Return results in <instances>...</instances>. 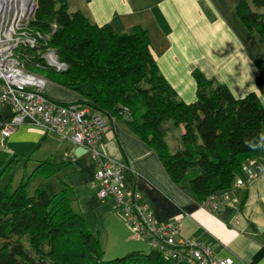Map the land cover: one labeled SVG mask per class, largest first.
<instances>
[{"label": "trees", "instance_id": "16d2710c", "mask_svg": "<svg viewBox=\"0 0 264 264\" xmlns=\"http://www.w3.org/2000/svg\"><path fill=\"white\" fill-rule=\"evenodd\" d=\"M69 2L38 0L27 28L36 46H20L16 52L24 67L79 94L81 100L73 104L126 121L155 151L171 181L200 203L229 192L236 178L243 177V166L264 153L259 99L264 60L257 62V93L237 100L227 87L194 72L197 101L187 105L160 75L145 30L137 27L119 36L110 26L93 25L81 12H70ZM236 13L248 31L264 39V0H241ZM46 51L55 52L66 70L50 67L43 57ZM166 123L184 127L174 154L166 141ZM18 163L0 148V264H170L151 248L148 254L106 261L99 237L72 206L71 188L64 186L53 197L42 188L29 194L32 180L49 179L58 167L41 162L15 190L11 182L1 189Z\"/></svg>", "mask_w": 264, "mask_h": 264}, {"label": "crops", "instance_id": "0c3cea01", "mask_svg": "<svg viewBox=\"0 0 264 264\" xmlns=\"http://www.w3.org/2000/svg\"><path fill=\"white\" fill-rule=\"evenodd\" d=\"M240 1L70 0L69 10L81 12L93 25L110 26L119 36H127L137 27L145 30L160 75L181 102L192 105L197 101L194 72L227 87L237 100L258 92L257 62L264 60V39L248 31L237 17ZM45 95L61 104L81 100L79 94L56 85L48 86ZM259 99L264 108V86ZM12 116L11 105L0 108V130ZM109 122L100 150L129 166L134 174L130 183L158 222H180L177 242H198L210 248L216 259L232 258L233 264H264V171L246 188H232L228 201L211 211L171 181L155 151L126 121ZM0 148L11 161L24 162L26 167L33 164L37 168L41 162L58 167V174L52 176L58 178V190L64 186L72 189L73 208L105 250L110 248L111 254L122 256L136 249L112 200L99 199L98 189L91 187L95 174L91 154L28 121L13 129L8 138L0 132ZM253 162L264 170V153ZM182 264L191 263L184 260Z\"/></svg>", "mask_w": 264, "mask_h": 264}, {"label": "built area", "instance_id": "2783aa9c", "mask_svg": "<svg viewBox=\"0 0 264 264\" xmlns=\"http://www.w3.org/2000/svg\"><path fill=\"white\" fill-rule=\"evenodd\" d=\"M24 30L17 6L0 10V108L5 104L13 108L10 122L0 130L3 137L8 138L13 129L28 121L30 126L85 149L95 161L91 187L98 189V198L112 200L134 239L146 242L168 263L182 264L188 260L191 264H233L232 258L216 259L210 248L198 242H177L179 221L160 223L155 219L150 205L143 202L141 193L129 182L130 176H134L129 166L111 160L100 150L102 137L110 127L106 116L86 105H64L46 97L47 81L25 71L16 55L22 45L34 47V41ZM63 69L66 68L60 70ZM263 171L253 161L246 163L243 177L236 178L233 188H246ZM229 192L209 197L201 203L202 207L217 210L228 201Z\"/></svg>", "mask_w": 264, "mask_h": 264}, {"label": "rangeland", "instance_id": "374dc122", "mask_svg": "<svg viewBox=\"0 0 264 264\" xmlns=\"http://www.w3.org/2000/svg\"><path fill=\"white\" fill-rule=\"evenodd\" d=\"M32 4H35L37 6V8H38V0H30L29 3H27L25 6L22 5V2H21V4H20V2H17V4L14 5V6H17L18 9H21V12L23 11V9H25V11H23L24 12V16L21 17V25L23 26V28L24 27L26 28V31L24 30L26 35H28L27 34V30L28 29L27 28H28L29 22L33 18L34 14H35V12L37 10V9L36 10L34 9L35 12L32 13L34 11V10L31 11V5ZM12 6L13 5H11L10 7H12ZM29 14H31V15L29 16ZM28 16H29V18H27ZM21 33H23V31H21ZM30 40L34 41V47H35L36 46L35 38H31L30 37ZM261 42H263L262 46L264 47V41H261ZM22 46H24V45H22ZM49 53L50 52H48V51L43 52V57L45 58L47 64L50 67L57 68L55 66V64H53L52 61H51V59L55 58V57H53V55H51L49 57ZM24 69L28 73H30V74H32L34 76H37L39 78H42V79L47 81L46 86L44 88V93H46L48 86H54V85L49 84V82L46 79V77L36 73L37 69H36V71H33L31 68H26V67H24ZM165 127L169 129V133H168L167 138H166V141H167V144H168V147H169V152L174 154L176 151H178V149H180L181 138H182V135L184 134V127L183 126L174 127L172 123H166ZM35 167L36 166H33V164H29L26 167L24 162H21V163H18V164H13L12 170H11V174H10L9 178L5 182H2L1 189H5L6 186L9 184V182H11V187H12L13 190H15L19 186L21 180L25 176H27V177L31 176V174L33 173L34 169H36ZM58 184L59 183H58V178L57 177H51V178L43 180V181L41 180V178H37V179L32 180V182L30 183L28 191H29V194L31 196H33L37 189L42 188L48 193V195L50 197H53V196H55V195H57L58 193L61 192V189L58 190ZM128 232H129V235L132 236L131 231L128 230ZM96 236L98 237V235H96ZM133 244L136 246V249L131 251V252H129L128 254L134 253V252H143V253H147L148 254V253L151 252L150 247L144 241L133 240ZM101 245H102V243H101ZM102 247H103V245H102ZM103 249L106 252V254H105V260L106 261H112V260H115L117 258H122V257L128 255V254H125V255L120 256L119 254H117V255L116 254H111L112 252H111L110 248L109 249L106 248V250H105V248L103 247Z\"/></svg>", "mask_w": 264, "mask_h": 264}, {"label": "bare ground", "instance_id": "6f19581e", "mask_svg": "<svg viewBox=\"0 0 264 264\" xmlns=\"http://www.w3.org/2000/svg\"><path fill=\"white\" fill-rule=\"evenodd\" d=\"M29 1L30 0H0V10L2 11L3 9L6 10L8 8H11L10 6L11 5L14 6L15 4H17V2H20V4L22 2V5L25 6L27 3H29ZM20 11H21V9H20ZM23 11H25V9H23ZM23 11L21 12V17L24 16V12ZM53 57H55V56H53ZM51 61H52L53 64L57 65V59L56 58H52Z\"/></svg>", "mask_w": 264, "mask_h": 264}, {"label": "water", "instance_id": "95a60500", "mask_svg": "<svg viewBox=\"0 0 264 264\" xmlns=\"http://www.w3.org/2000/svg\"><path fill=\"white\" fill-rule=\"evenodd\" d=\"M34 9L36 10V9H37V6H36L35 4H32V5H31V11H33ZM35 10H34L32 13H34ZM50 54H52V55H54V56L56 57V59H57V65H55V66H56L59 70H60L61 68H66V66L61 65V64L58 62V58H57L55 52L51 51ZM46 59H47V58H46ZM81 149H82L83 151L86 152L85 149H83V148H81ZM77 154H78V153H77Z\"/></svg>", "mask_w": 264, "mask_h": 264}]
</instances>
